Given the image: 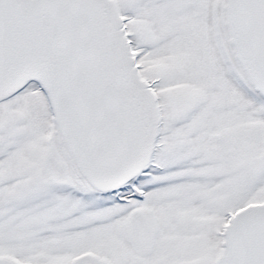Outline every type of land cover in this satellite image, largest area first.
<instances>
[{
	"label": "snow or ice",
	"instance_id": "snow-or-ice-1",
	"mask_svg": "<svg viewBox=\"0 0 264 264\" xmlns=\"http://www.w3.org/2000/svg\"><path fill=\"white\" fill-rule=\"evenodd\" d=\"M0 264H264V0H0Z\"/></svg>",
	"mask_w": 264,
	"mask_h": 264
}]
</instances>
